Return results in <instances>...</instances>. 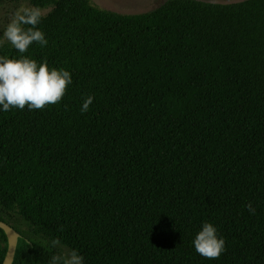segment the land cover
<instances>
[{"label":"trees","instance_id":"obj_1","mask_svg":"<svg viewBox=\"0 0 264 264\" xmlns=\"http://www.w3.org/2000/svg\"><path fill=\"white\" fill-rule=\"evenodd\" d=\"M31 3L51 9L47 46L0 56L46 61L72 83L43 110L0 106L13 264H49L56 239L83 264H264V0H168L138 15ZM206 222L226 242L216 260L194 248ZM7 250L0 229V264Z\"/></svg>","mask_w":264,"mask_h":264},{"label":"clouds","instance_id":"obj_2","mask_svg":"<svg viewBox=\"0 0 264 264\" xmlns=\"http://www.w3.org/2000/svg\"><path fill=\"white\" fill-rule=\"evenodd\" d=\"M43 13L38 8H24L15 13L14 18L3 31L0 45L9 42L19 53H27L33 43L47 46L45 34L39 30ZM72 83L70 72L64 69H49L47 62L38 64L34 59L23 56L10 59L0 56V106L7 112L13 108L23 110H43L50 105L60 103ZM94 97L88 96L81 108L87 112ZM254 214L255 209L247 205ZM60 244L58 239L52 246ZM195 251L209 260H216L226 251L225 240L218 236V230L212 223H204L194 241ZM84 258L76 250L53 255L49 264H83Z\"/></svg>","mask_w":264,"mask_h":264},{"label":"rangeland","instance_id":"obj_3","mask_svg":"<svg viewBox=\"0 0 264 264\" xmlns=\"http://www.w3.org/2000/svg\"><path fill=\"white\" fill-rule=\"evenodd\" d=\"M94 5L103 10L112 11L123 15H138L144 14L155 10L168 0H91ZM210 3L218 4H232L243 2L246 0H199ZM34 8L31 0H0V38H2L3 31L7 28V25L14 18L15 13L20 9ZM51 9L41 10L43 15H46ZM12 47V45L4 41L0 45V52L6 51V49ZM12 224L19 227L21 230L29 233V229L24 221L17 215H14ZM60 252L70 251L68 248L58 245L56 247Z\"/></svg>","mask_w":264,"mask_h":264},{"label":"water","instance_id":"obj_4","mask_svg":"<svg viewBox=\"0 0 264 264\" xmlns=\"http://www.w3.org/2000/svg\"><path fill=\"white\" fill-rule=\"evenodd\" d=\"M0 229L4 231L8 240V250L3 264H13L21 234L11 225L1 220Z\"/></svg>","mask_w":264,"mask_h":264}]
</instances>
